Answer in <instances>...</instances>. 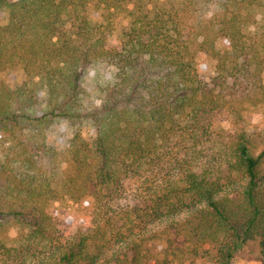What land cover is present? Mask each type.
Listing matches in <instances>:
<instances>
[{"label":"trees","instance_id":"1","mask_svg":"<svg viewBox=\"0 0 264 264\" xmlns=\"http://www.w3.org/2000/svg\"><path fill=\"white\" fill-rule=\"evenodd\" d=\"M259 10L264 0H0V235L10 219L28 229L23 247L0 239V264H233L250 242L264 264V145L241 127L201 148L214 113L247 125L264 103ZM92 67L103 97L89 109ZM131 185V213L159 221L151 236L124 224L125 237L103 212ZM64 197L79 206L68 236L53 213Z\"/></svg>","mask_w":264,"mask_h":264},{"label":"rangeland","instance_id":"2","mask_svg":"<svg viewBox=\"0 0 264 264\" xmlns=\"http://www.w3.org/2000/svg\"><path fill=\"white\" fill-rule=\"evenodd\" d=\"M264 12L262 10L257 11L258 23L251 27V31L257 32L263 28L264 25ZM121 21L118 24L117 34L120 33L123 26L127 24L124 14L119 15ZM102 72L100 67H92L88 69L83 77V86L85 89L84 105L86 108L94 109L100 106L102 101V93L97 88V80L99 79V72ZM207 70L214 74L215 70L212 64L206 66ZM243 127L247 129L248 134L253 139V142L261 150L262 145H264V103L260 105L259 110L253 113L248 124L243 122L236 124L233 115L226 109L217 111L212 116V126L210 133L201 137V148L205 147L203 152L205 155L210 152L208 148L220 147V144L227 141L231 136H234L239 129ZM0 149V157H2ZM59 161L64 169L68 172L71 169L70 159L68 154H61ZM139 186H128L125 189L121 188L115 192L114 197L108 201L106 216L115 215L119 219V227H123L124 224L131 226L133 229V235H148L151 236L156 233L158 229L159 221L153 218L150 214V210L142 207L141 211L138 213H131V204L139 195ZM54 208V222L57 233L64 235L72 234L78 224L79 219V206L72 202L69 198L64 197L56 201L53 204ZM127 213H131L129 217H126ZM122 234L126 237L127 233L126 227L122 228ZM28 229L15 222L14 220H8L5 222V229L0 235V239L4 241L10 247H23L26 244L25 238L27 236ZM121 246L116 245V248ZM30 250L35 251L36 246L28 247ZM260 247L257 243H247L242 245L235 255V260L233 264H262L259 254ZM195 260V259H194ZM195 264H213L212 260L208 257H198L195 260Z\"/></svg>","mask_w":264,"mask_h":264}]
</instances>
